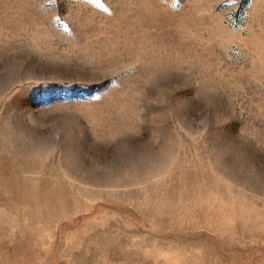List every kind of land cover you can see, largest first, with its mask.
I'll return each mask as SVG.
<instances>
[{
    "label": "rangeland",
    "instance_id": "rangeland-1",
    "mask_svg": "<svg viewBox=\"0 0 264 264\" xmlns=\"http://www.w3.org/2000/svg\"><path fill=\"white\" fill-rule=\"evenodd\" d=\"M0 264H264V0H0Z\"/></svg>",
    "mask_w": 264,
    "mask_h": 264
}]
</instances>
